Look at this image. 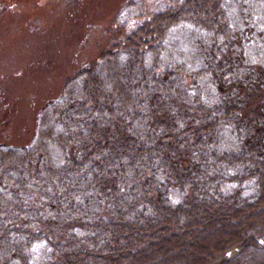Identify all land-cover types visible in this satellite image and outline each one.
Wrapping results in <instances>:
<instances>
[{"label":"trees","instance_id":"16d2710c","mask_svg":"<svg viewBox=\"0 0 264 264\" xmlns=\"http://www.w3.org/2000/svg\"><path fill=\"white\" fill-rule=\"evenodd\" d=\"M115 22L31 141L0 143V264H261L264 0Z\"/></svg>","mask_w":264,"mask_h":264},{"label":"rangeland","instance_id":"374dc122","mask_svg":"<svg viewBox=\"0 0 264 264\" xmlns=\"http://www.w3.org/2000/svg\"><path fill=\"white\" fill-rule=\"evenodd\" d=\"M138 1L161 10L178 0ZM128 2L0 0V143L31 141L43 105L58 97L67 77L114 43L115 16Z\"/></svg>","mask_w":264,"mask_h":264}]
</instances>
